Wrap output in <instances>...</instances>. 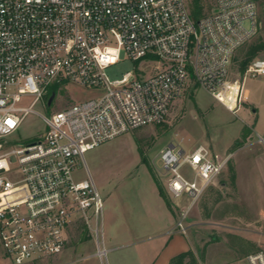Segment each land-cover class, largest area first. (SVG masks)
Returning a JSON list of instances; mask_svg holds the SVG:
<instances>
[{
  "label": "built area",
  "instance_id": "2783aa9c",
  "mask_svg": "<svg viewBox=\"0 0 264 264\" xmlns=\"http://www.w3.org/2000/svg\"><path fill=\"white\" fill-rule=\"evenodd\" d=\"M263 1L213 0L214 10L194 19L186 0H0V258L51 264L79 215L94 234L93 255L107 264L104 203L84 153L163 123L173 101L192 85L227 108L219 95L236 84L234 106L227 108L236 112L245 98V76L264 75V57H255L241 82L228 79L236 51L259 31ZM122 52L134 62L157 64L148 75L135 68L110 79L104 70ZM63 82L97 95L50 114L33 110L34 102H47L52 84ZM28 113L37 114L45 129L32 141L13 144L10 136ZM257 140L264 144V135ZM159 157L166 192L174 200L186 195L192 204L230 155L203 144L186 151L171 142ZM77 162L83 179L74 176ZM176 225L184 229L181 220ZM241 264H264V254L249 253Z\"/></svg>",
  "mask_w": 264,
  "mask_h": 264
},
{
  "label": "rangeland",
  "instance_id": "374dc122",
  "mask_svg": "<svg viewBox=\"0 0 264 264\" xmlns=\"http://www.w3.org/2000/svg\"><path fill=\"white\" fill-rule=\"evenodd\" d=\"M194 1L186 0L188 8L196 3L202 7L203 14L214 10L213 0ZM261 10L259 7V31L236 51L229 68L230 80L241 82L244 72L239 70V62L252 45L264 42V11ZM255 57H264V49L257 51ZM156 64L134 62L122 52L120 60L104 71L110 79L120 78L135 68L148 75ZM52 86L56 92L50 106L38 100L33 103V110L50 114L97 95L94 89L69 82ZM236 88V84H231L219 95L227 108L234 106ZM242 90L246 96L239 109L233 112L205 89L192 85L173 101L163 123L120 134L84 153L86 166L104 203L102 231L108 249L107 264H169L181 252H185L181 264H240L239 259L248 252L262 251L264 254V145L252 143L238 149L234 146L244 127L252 140L257 134L264 135V75H246ZM32 100L33 96L23 97L22 104ZM254 107L256 112L252 114ZM44 129L42 119L35 113H28L10 137L13 144L26 143L36 139ZM171 142H179L186 151L203 144L213 152L233 156L220 176L192 204L186 195L178 200L171 199L163 188L165 177L159 151ZM78 162L74 176L83 179L86 175ZM234 163L242 182L240 194L244 198L241 201H236ZM185 171L189 174L188 169ZM157 183L175 212L169 220L173 238L168 244L170 236L148 229L140 209L148 198L149 189L158 187ZM178 220L184 229L176 225ZM67 237V247L72 251L62 257V264H101L99 258L93 256L94 234L79 215L70 222ZM0 264L13 263L1 258Z\"/></svg>",
  "mask_w": 264,
  "mask_h": 264
},
{
  "label": "crops",
  "instance_id": "0c3cea01",
  "mask_svg": "<svg viewBox=\"0 0 264 264\" xmlns=\"http://www.w3.org/2000/svg\"><path fill=\"white\" fill-rule=\"evenodd\" d=\"M245 96H246V93H245ZM255 112H256V108L254 107V108L251 109V113L255 114ZM236 140H238V139H236ZM252 143H261V142H259L257 140V138L255 140H252L251 134H248L245 137V139L242 142V144L237 146V149L238 148H242L245 145H250ZM261 144H263V143H261ZM214 152H217V151H214ZM217 153L221 154L220 152H217ZM230 154L231 153H229V155ZM231 158L233 159V156L229 157V160ZM229 160H228V162H229ZM228 162H227V164H228ZM233 166L235 167L234 168V174H233V183H234V188L236 190V195H237V198H236L237 200L236 201H241L244 198V196H242L240 194L241 193V183L242 182H241V180H239V175L237 174V168H236L235 163L233 164ZM222 171H221V173H222ZM218 181H219V178H218ZM248 181H249V178H248ZM221 184L224 185L225 183L222 182ZM244 184H245V182L243 180V185ZM213 186H215V184ZM163 188H164V190L166 192V189H165L164 185H163ZM166 194H167L168 197H170L167 192H166ZM245 199H247V197ZM140 209H141L142 214L144 215V220H145V223H146V226H147L148 229L154 230V231H158L159 233H161V231H163L161 233L162 235H165L167 237L170 236V237H168V240H167V243H166V244H168V242H170L171 239L173 238L172 234L170 235L171 229L169 228V224H170L169 220H170V218L173 215H175V212H174V208L170 205V202L168 201L167 197H166V199H164V197H162L160 195L158 187L150 188L149 192H148V198L145 201H143V203L141 204ZM107 215H108V218H109V213H107ZM113 218H114V216H113ZM102 230H103V219H102ZM67 240H68V238H67ZM186 249H187V246L184 247L182 249V251H185ZM70 251H72L71 248L67 247V244H66L64 250L59 255L55 256L54 258H52L50 260L51 263L53 264V263L56 262L55 264H62V257L68 256L70 254ZM249 253H251V252L246 253L242 258L239 259L240 264L244 262L245 256L247 254H249ZM99 261H100L101 264H104L100 259H99Z\"/></svg>",
  "mask_w": 264,
  "mask_h": 264
},
{
  "label": "trees",
  "instance_id": "16d2710c",
  "mask_svg": "<svg viewBox=\"0 0 264 264\" xmlns=\"http://www.w3.org/2000/svg\"><path fill=\"white\" fill-rule=\"evenodd\" d=\"M196 1L197 0H195L194 2H196ZM260 7L262 9L261 11H264V2H262L260 4ZM189 11H190V13H191V15H192V17L194 19H198L201 15H203V13H202V7L199 6V5H196V3L191 4V6L189 8ZM261 49H264V42H259L257 44L252 45L249 48L248 52L246 53L245 57L239 62V70H241L242 72H244V70L246 69L248 63L255 56L256 52L259 51V50H261ZM52 85L49 87L50 93L51 92H56V89ZM50 93L48 94V97H49ZM248 133L249 132L246 130V127H244L243 130H242V133H241V138L238 139L234 143V146L237 147V146L241 145L242 142L244 141L245 137L248 135ZM157 186H158V190H159L160 195L162 197H164V199H166L165 194L163 192V189H162L161 185H159L157 183ZM184 255H185V252L179 253L177 256H175L173 259H171V261H170L169 264H181V261H182Z\"/></svg>",
  "mask_w": 264,
  "mask_h": 264
},
{
  "label": "water",
  "instance_id": "95a60500",
  "mask_svg": "<svg viewBox=\"0 0 264 264\" xmlns=\"http://www.w3.org/2000/svg\"><path fill=\"white\" fill-rule=\"evenodd\" d=\"M54 97H55V92H51L49 97H48V99H47V102H46L47 106H50V104H51L52 100L54 99Z\"/></svg>",
  "mask_w": 264,
  "mask_h": 264
}]
</instances>
